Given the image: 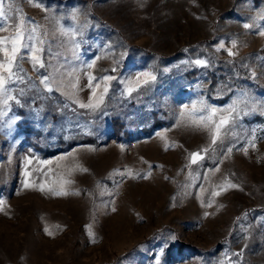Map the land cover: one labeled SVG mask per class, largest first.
Masks as SVG:
<instances>
[{"label": "rangeland", "instance_id": "obj_1", "mask_svg": "<svg viewBox=\"0 0 264 264\" xmlns=\"http://www.w3.org/2000/svg\"><path fill=\"white\" fill-rule=\"evenodd\" d=\"M4 3L11 19H0V37L20 16L38 26L45 68L24 61L31 80L12 86L19 103L0 116V264H264V115H242L197 165L189 154L211 149V137L179 119L200 99L220 109L241 90L264 100V20L243 27L264 0ZM74 11L88 26L73 37ZM233 40L237 56L216 50ZM146 71L154 85L128 96L124 81ZM88 72L93 84L117 78L96 111L65 95L89 102ZM44 75L63 86L44 91ZM226 181L237 187L221 190Z\"/></svg>", "mask_w": 264, "mask_h": 264}, {"label": "snow or ice", "instance_id": "obj_2", "mask_svg": "<svg viewBox=\"0 0 264 264\" xmlns=\"http://www.w3.org/2000/svg\"><path fill=\"white\" fill-rule=\"evenodd\" d=\"M39 6V5H37ZM8 9H11V5H8ZM79 11H74L72 13V20L79 25V29H74L70 31L71 36H76L78 34L82 35L83 28L87 27V21L81 24L79 19ZM0 19L8 21L11 17L6 11L4 0H0ZM19 22L14 27V34L0 37V116L5 115V109L9 107L10 101H16V96L12 93L14 91L13 85L17 83H24L26 78L31 80V77L28 76L27 71L23 67L25 60L31 63L34 71H39L41 68H45V62L42 56L44 51L42 45L44 41L41 39L38 33V26L33 27L30 30L25 25V20L23 16L18 18ZM257 20H264V9H261L257 12L256 16L253 17L252 23H245L243 27L245 29H252L253 27H259L256 24ZM0 31H7L6 28H0ZM27 33V35H26ZM35 34V35H33ZM68 34V33H64ZM260 36H264V30L258 32ZM28 41H35V43L30 44ZM75 49L79 48V44L74 45ZM237 48V41L233 40L231 42V47H226L223 42L217 46V51L224 50L227 52L228 56L235 57L238 55L237 51L233 49ZM99 59V57L97 58ZM195 65L200 67H207L208 61L197 59L193 61ZM95 65V61L86 65V68L91 69ZM115 71V69H113ZM71 75V74H69ZM256 73L253 71L251 77L255 78ZM88 83L87 87L92 89V95L89 99V102L84 103L79 100V97L76 95V91L72 93H65L68 97L81 108L91 109L96 111L101 108L104 104V96L107 95L110 87V82L114 79H117L114 76H104L99 82L93 84L94 81H97V77L93 76L91 72L87 73ZM157 77L151 71L138 73L133 79L124 81L126 88L125 91L128 96H131L133 92L140 94L141 89L150 90L151 86L156 82ZM79 78L76 77L71 87L75 90L78 88ZM39 85L42 86L44 91L48 93L53 92L54 90H59L63 86L62 82L57 84L55 77L50 78L48 75H44L39 79ZM101 85L103 87L101 88ZM32 86H36L33 84ZM97 90L99 94H97ZM20 94H24V89L20 90ZM259 111L261 115H264V100H253L250 94L247 91L241 90L240 97L234 99L230 105L226 108H216L207 104L203 99L194 101L191 105H184L182 111L180 112V122L185 123L188 126L195 127L199 130L208 131L211 137L210 148H202L200 151L193 152L189 154L190 165H197L205 159V156L209 154L210 151L214 152L215 147L218 143H223V139L229 135H235L233 131L237 125L238 120L242 115H250ZM163 138V137H162ZM253 140L249 141L250 144H253ZM167 147V146H166ZM232 149H227L228 153H231ZM247 152V149H245ZM27 163H31L28 161ZM189 165V166H190ZM82 171H87V169H81ZM219 171V168L216 169ZM129 175H132L131 170L128 172ZM29 173L26 171L25 176L27 177ZM191 175V173H190ZM65 183H70V181H65ZM27 180L25 181V187H30ZM40 191H45L43 185H38ZM221 190H227L228 188H236L237 185L232 184L231 182L226 181L223 185L220 186ZM52 192L54 195L62 196L69 195L70 193L64 191L62 188L57 190L53 188L47 189ZM79 195V192L72 193ZM219 192H213L212 195H219ZM207 206H211L210 204ZM2 210V208H0ZM113 211L116 209L113 208ZM46 231H48L46 229ZM49 235H52V232L48 231ZM91 235V233H90ZM175 239V237H172ZM93 242H96L93 239ZM233 255L239 256L241 253H234Z\"/></svg>", "mask_w": 264, "mask_h": 264}, {"label": "trees", "instance_id": "obj_3", "mask_svg": "<svg viewBox=\"0 0 264 264\" xmlns=\"http://www.w3.org/2000/svg\"><path fill=\"white\" fill-rule=\"evenodd\" d=\"M213 78H214V77H213ZM213 78H212V79H213ZM214 80H215V79H214ZM212 84H213V85H215V84H216V82H215V81H213V82H212ZM226 100H227V99H226V98H224V99H222V100H220V101H221V102H224V101H226ZM85 141H86L87 143H92V142H93V140H91V139H85Z\"/></svg>", "mask_w": 264, "mask_h": 264}]
</instances>
